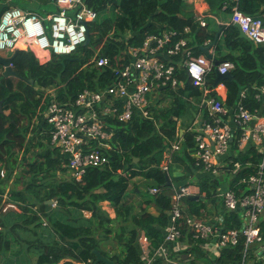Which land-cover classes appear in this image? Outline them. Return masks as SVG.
<instances>
[{
  "label": "trees",
  "instance_id": "16d2710c",
  "mask_svg": "<svg viewBox=\"0 0 264 264\" xmlns=\"http://www.w3.org/2000/svg\"><path fill=\"white\" fill-rule=\"evenodd\" d=\"M17 1L14 2L17 4ZM41 2L52 0H25L24 8L45 15L38 10ZM86 2L99 14L88 25V43L71 54H52L45 62L34 51L20 49L12 67L22 77L0 75L3 109L0 112V170L6 171L5 176L0 171V264H13L21 256L28 257L33 249L38 253L37 260L27 264H107L98 261L96 252L115 264H145L138 236L145 232L154 248L164 242L173 184L187 177L171 176L173 162L184 165L186 174L200 170L190 155V149L195 147V134L188 126L198 114L192 99L200 102L202 91L193 85L184 68L180 70L184 85L177 90L166 88L163 99L170 97V103L165 107L152 106L151 118L135 114L127 122L112 120L115 135L112 149L107 151L109 163L89 168L81 181L68 175L64 165L66 157L51 143L52 127L43 117L51 99L48 95L45 97L47 88L54 87L62 102L74 100L85 88L99 90L110 84L114 80L113 68L125 62L126 49L141 45L147 35L172 29L176 32L174 39L189 38V46L198 56L202 54L200 45L214 40L221 28L215 60H229L235 65L230 71L232 78L222 80L226 85L222 99L233 110L246 89L244 103L251 109L261 105L254 96L258 86L264 85V43L240 37L233 23L219 29L202 27L194 16L186 14L187 0ZM220 3L228 4L226 9L231 11L232 0H220ZM263 5L264 0L239 2L243 12L254 16L264 12ZM11 7L14 6L0 5V18ZM108 9L112 14L107 15ZM186 26L191 28L188 34L184 32ZM102 56L110 59L111 66L96 65V59ZM185 57L181 52L174 60L182 62ZM216 77L214 71L213 82ZM186 114L193 119L188 126L180 127L179 120ZM207 115L204 109L203 117ZM181 128L185 129L184 133ZM178 138H183L182 147L173 153V162L166 171L162 168L164 154ZM232 158L240 161L242 168L232 174L231 165L225 170V176L228 187L241 195L244 185L240 180L256 173L262 156L251 147ZM203 173L197 178L201 198L195 200L190 195L183 199L184 211L178 225L181 240L188 247L174 253V258L184 262V255L189 254V264H242L245 255L246 260H254L258 246L253 245L246 252L244 236L237 245L225 247L215 258L203 249L204 240L194 237L196 230L188 219L207 215L204 213L207 200L217 195L222 183ZM138 177L147 189L135 184L131 189ZM150 187H158L160 192L151 194ZM131 190L139 192L144 200L132 202L128 198ZM104 202L112 204L115 216L104 207ZM151 204L157 213L148 210ZM241 224L240 210L226 212L225 230L240 228ZM259 226L264 238V219ZM154 263L162 264L163 259Z\"/></svg>",
  "mask_w": 264,
  "mask_h": 264
},
{
  "label": "built area",
  "instance_id": "2783aa9c",
  "mask_svg": "<svg viewBox=\"0 0 264 264\" xmlns=\"http://www.w3.org/2000/svg\"><path fill=\"white\" fill-rule=\"evenodd\" d=\"M232 2L230 23L239 24L255 43H264V12L254 16L240 9V0ZM55 4L56 10L45 15L18 6L5 10L0 18V52L20 49L23 41L32 51L42 53L36 52V55L43 62L52 54L75 52L86 42L88 25L99 14L86 0H55ZM227 7L228 4H225L224 8ZM207 16L212 17L203 9L195 20L205 27L208 25ZM190 31V26H186L185 34ZM175 35L174 30L168 29L161 34L147 35L141 45L129 46L124 53L125 62L113 68L114 80L103 89L85 88L74 100L62 102L57 98L54 87L47 88L45 97L48 95L51 99L43 117L52 127L51 143L66 157L64 165L68 175L81 181L89 168L109 163L107 151L112 149L115 135L112 120L127 122L135 114L151 118V107L158 105L166 96L165 89L176 90L184 85L180 77V70L184 68L193 85L202 91L201 100L197 103L200 111L206 109L208 112L189 128L195 134V147L190 149L195 166L218 178L231 165L232 174L241 170V162L232 158L239 152L253 147L262 156L256 173L240 180L244 185L241 195L231 188H219L217 193L227 211H241V227L225 230L223 225L216 227L200 217L191 216L188 222L196 230L194 237L204 240L202 247L209 252H221L225 247L235 246L241 236L245 237L246 252L253 245H259L264 252V238L259 226L264 217V85L259 86L260 91L254 96L261 101L260 106L251 109L244 103L247 99L245 89L236 107L230 109L221 97L226 85L220 82L214 86L211 74L214 71L228 73L235 67L234 63L222 60L216 65L215 60L205 54L195 56L189 46V38L182 36L174 39ZM181 52L185 53V59L175 61L174 57ZM96 65L111 66L110 59L98 57ZM182 142L183 138H178L166 150L162 164L164 170L169 171L172 155L181 149ZM149 192L157 194L160 189L150 187ZM190 195V184L173 189L172 205L167 211L169 224L164 242L159 247H152L151 239L145 232L139 234L137 241L145 264H154L157 259H163L168 264H180L181 261L173 254L181 253L188 247L181 240L178 220L184 211L183 199ZM170 243L173 244L171 250L167 247ZM246 259L245 255L242 264H247Z\"/></svg>",
  "mask_w": 264,
  "mask_h": 264
},
{
  "label": "crops",
  "instance_id": "0c3cea01",
  "mask_svg": "<svg viewBox=\"0 0 264 264\" xmlns=\"http://www.w3.org/2000/svg\"><path fill=\"white\" fill-rule=\"evenodd\" d=\"M14 1L15 0H0V5L11 4L12 6H18V7H21L23 9H25V10L33 11V10H30V9L24 8V1L25 0H22V1L18 0L17 4ZM187 2H188L187 3V7L185 9L186 14L192 15V16H194L196 18L198 16V14L200 13V10L205 9V12H206L207 15H209V14L212 15V17H208V16L206 17V20H207L208 25H209V26L208 25L207 26L210 27V29H219L221 26H226V25H230L231 24L230 23L231 22V11L227 10L226 8H224V5L222 6V4L220 3V0H187ZM215 9H217L218 13L213 12ZM51 10H47V11H45V13L47 14V13L51 12ZM262 11H264V7L262 8ZM210 18L213 19V22L211 23L212 25L208 21V19H210ZM222 32H223V30H222ZM222 32L220 33L219 38L221 37ZM19 46H20V49L32 50L27 45L26 41H23ZM215 47H213L211 49V52H212V54L214 56L213 57L214 60L216 59ZM190 48L192 49V47H190ZM20 49H15V50L19 51ZM14 51H6V52H3V53H0V55L8 57V56L13 55ZM36 52H38V54L42 55V53H40L39 51H36ZM192 52H194L193 49H192ZM226 52H228V51H226ZM202 54H204V53H202ZM44 56H45V54H44ZM4 69H5L4 66L2 64H0V75L3 74ZM222 82L225 84L224 81H222ZM182 86H180V87H182ZM257 89H258L257 91L259 92L260 91L259 90V86H258ZM194 100L195 99H192V101H194ZM195 101H197V100H195ZM197 103L196 104L194 103V104L197 105L196 106L197 108H199L197 110L198 114L195 115L194 120L192 121L190 126H188V129L192 126V124L196 120H201L203 118L204 111H200V106H198ZM184 131H185V129L181 128V133H184ZM186 173H187V170L185 169L184 165H182V164H180L178 162H176V163L173 162V169H172L171 176H173L175 178L179 177L180 179L184 175L187 176L186 178H184V180L181 179L180 181L174 182L173 189L176 188L177 186H181V185H183L185 183L186 184H190V186L192 188V195L191 196H193V197H197L198 196L199 198L195 199V200H199L201 198V196H200V188H199V186L197 184V178L202 176V175H205V174L202 171H200V170L192 173L191 175H190V173H188V174H186ZM218 179L222 182L221 186L219 188H221V189L229 188L228 187V181L226 180V176H225V171L220 174ZM171 191H173V190H171ZM202 199H204V198H202ZM148 210L151 211L152 213H157V211H158L157 208L153 204L148 206ZM109 212L111 213L112 216H115L114 209H113V212H114L113 214H112L111 211H109ZM226 212H228V211H227V209L224 208L220 197L218 195H216L215 197L207 200V212L204 211V213L207 214V215H203L200 218L203 219L205 222L213 224L216 227H219V226H222V225L224 226L225 225ZM263 219H264V217H263ZM257 246H258V250H257L258 252L256 254V258L254 260H251V261L249 260L247 262V264H264V252L262 250H260V246L259 245H257ZM167 247L169 248V250H171V249H173V244L170 243V244L167 245ZM206 252L208 253L209 256H211L213 258L218 257L219 254L221 253V252H209V251H206ZM183 258H184V262L181 261L179 263L180 264H189V261H188L189 257L187 258L186 256H184ZM34 262L35 261L33 260V257L30 256V254H29L28 257L21 256L20 259H17L15 261V263H13V264H27V263H34ZM162 264H168V263H167V261H163Z\"/></svg>",
  "mask_w": 264,
  "mask_h": 264
},
{
  "label": "water",
  "instance_id": "95a60500",
  "mask_svg": "<svg viewBox=\"0 0 264 264\" xmlns=\"http://www.w3.org/2000/svg\"><path fill=\"white\" fill-rule=\"evenodd\" d=\"M53 1H55V0H53ZM237 28H238V30H239V36L240 37H243V38H246V39H248V40H251L250 39V37L241 29V27H240V25L239 24H237V23H235L234 24ZM222 32V30L220 29L218 32H217V34H216V36H215V38H214V40H212L209 44H203V45H200V47H199V50L202 52V53H204L208 58H210V59H212L214 56H213V54H212V52H211V49L213 48V47H215L216 45H217V43H218V40H219V36H220V33ZM89 39H90V37H89V35H88V38H87V40H86V43H88L89 42ZM17 53H18V50H15L14 51V53H13V55H11V56H2V55H0V64H2L3 66H4V72H3V75L5 76V77H8V76H17V77H22L19 73H17L14 69H13V67H12V62H13V60L15 59V57H16V55H17ZM221 61H219V60H215V64L216 65H218L219 63H220ZM216 74H217V77H216V81H215V83H214V86H216L220 81H222V80H226V79H229V78H232V75H231V73L230 72H228V73H224V74H221V73H219L218 71H216ZM3 111V109H2V102L0 101V112H2ZM201 123V122H200ZM233 139H231V141H232ZM138 159V158H137ZM136 159V160H137ZM195 199H198L199 197L197 196V197H194ZM49 203H52L53 202V200H49L48 201ZM97 253V255H98V261H101V260H103V261H106L107 262V264H115L114 263V261H112V260H110V259H108V258H106V257H104L102 254H100V252H96ZM184 256H186L187 258L190 256L189 254H185Z\"/></svg>",
  "mask_w": 264,
  "mask_h": 264
},
{
  "label": "rangeland",
  "instance_id": "374dc122",
  "mask_svg": "<svg viewBox=\"0 0 264 264\" xmlns=\"http://www.w3.org/2000/svg\"><path fill=\"white\" fill-rule=\"evenodd\" d=\"M55 8H56V5H55V2H54V1H52L51 3H49V2H48V3L41 2V3H40V6L38 7V10H39L40 12H42V13H45V11H47V10H51V9H52V10H56ZM108 12H109V13H107V15L112 14L111 11H110L109 9H108ZM213 12L218 13L217 9H215ZM102 16H103V15H102ZM208 21H209V23L211 24V23L213 22V19L210 18V19H208ZM211 25H212V24H211ZM3 52H5V51H1L0 53H3ZM47 53L49 54L50 51H48ZM44 58L46 59V58H48V57H44ZM169 103H170V97L161 100L160 103L158 104V107H165V106H167ZM193 103L196 104L197 101L194 100ZM196 106H197V105H196ZM198 109H199V108H197V110H198ZM192 119H193V118L190 117L188 114H186L185 116L181 117V119L179 120V125H180V127H185V125L188 126V125L191 123ZM187 126H186V127H187ZM32 154H33L32 152L29 153L27 157H30ZM0 171H1V173H2L4 176L6 175V171H5L4 169H2V170H0ZM134 184L137 185V186H139L141 189H147V187H145V185L143 184V180H142L140 177L134 179V181H133L132 184H131V189L134 188V186H133ZM128 198H129L132 202H135V203H138L139 200H140V201H143V200H144L143 196H140L139 192H135V191H133V190H131V192L129 193ZM103 205L105 206V208H106L108 211H111L112 214L115 212V211L113 212V206H112V204H110L109 202H104ZM26 235H31V234H23V236H26ZM28 252H29V251H28ZM29 254H30V256L33 257V260L36 262L37 257H38V253L33 249V250H31V251L29 252ZM60 264H61V263H60Z\"/></svg>",
  "mask_w": 264,
  "mask_h": 264
},
{
  "label": "clouds",
  "instance_id": "9594fccd",
  "mask_svg": "<svg viewBox=\"0 0 264 264\" xmlns=\"http://www.w3.org/2000/svg\"><path fill=\"white\" fill-rule=\"evenodd\" d=\"M53 202H54V201H53ZM53 202H52V203H53Z\"/></svg>",
  "mask_w": 264,
  "mask_h": 264
}]
</instances>
